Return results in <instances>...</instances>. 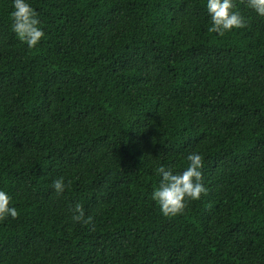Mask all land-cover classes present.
<instances>
[{
	"label": "trees",
	"instance_id": "obj_1",
	"mask_svg": "<svg viewBox=\"0 0 264 264\" xmlns=\"http://www.w3.org/2000/svg\"><path fill=\"white\" fill-rule=\"evenodd\" d=\"M30 2L32 49L0 0V190L18 212L0 264H264V17L234 0L246 27L219 35L206 0ZM192 152L207 193L165 217L157 170Z\"/></svg>",
	"mask_w": 264,
	"mask_h": 264
},
{
	"label": "clouds",
	"instance_id": "obj_2",
	"mask_svg": "<svg viewBox=\"0 0 264 264\" xmlns=\"http://www.w3.org/2000/svg\"><path fill=\"white\" fill-rule=\"evenodd\" d=\"M246 5L257 16L264 17V0H246ZM206 9L210 17V32L224 35L234 29L246 27V19L237 10L234 0H206ZM10 20V31L29 49L37 47L44 39L45 32L30 0H12ZM186 159L187 167L180 173H174L172 168L163 166L157 170L160 180L152 191L151 198L165 217L182 214L188 201L199 200L207 193L202 183L203 156L192 152ZM51 187L57 196L62 195L66 190L65 179L60 177L53 180ZM17 216V209L12 206V198L6 191L0 190V220L8 217L15 219ZM91 219L85 215L79 204L75 206L73 222L89 224Z\"/></svg>",
	"mask_w": 264,
	"mask_h": 264
}]
</instances>
